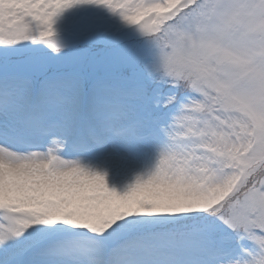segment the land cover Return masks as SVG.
I'll list each match as a JSON object with an SVG mask.
<instances>
[{"label":"snow or ice","instance_id":"obj_1","mask_svg":"<svg viewBox=\"0 0 264 264\" xmlns=\"http://www.w3.org/2000/svg\"><path fill=\"white\" fill-rule=\"evenodd\" d=\"M79 5L147 38L103 132L119 41L62 38ZM0 264H264V0H0Z\"/></svg>","mask_w":264,"mask_h":264},{"label":"rangeland","instance_id":"obj_2","mask_svg":"<svg viewBox=\"0 0 264 264\" xmlns=\"http://www.w3.org/2000/svg\"><path fill=\"white\" fill-rule=\"evenodd\" d=\"M140 23L150 25L151 21L145 17ZM57 33L66 39L81 41L94 32L104 33L116 38L119 44L109 51L103 61L108 71L98 77L91 85L87 103L90 107V118L96 130L103 132L108 126V116L116 105L130 106V99L124 93L132 87L135 78L141 73L139 62L141 51L147 41L135 29L126 24L118 14L98 5H79L66 9L56 19ZM158 56V50L155 53ZM135 112L125 123L135 120ZM142 146L136 147L127 159L126 173L109 171V182L116 183L131 178L141 163L139 154Z\"/></svg>","mask_w":264,"mask_h":264}]
</instances>
